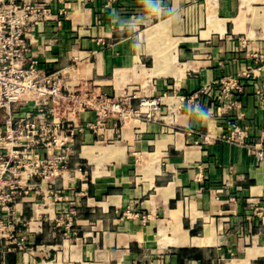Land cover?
Here are the masks:
<instances>
[{
	"label": "crops",
	"instance_id": "1",
	"mask_svg": "<svg viewBox=\"0 0 264 264\" xmlns=\"http://www.w3.org/2000/svg\"><path fill=\"white\" fill-rule=\"evenodd\" d=\"M160 4L152 13L141 0H51L52 17L28 34L27 59L64 89L134 106L157 96L162 109L148 122L56 109L68 126L91 125L41 149L66 155L59 174L13 179L0 264H264V62L254 57L264 53V0ZM228 78L242 91L225 96ZM230 123L234 142L222 139Z\"/></svg>",
	"mask_w": 264,
	"mask_h": 264
},
{
	"label": "built area",
	"instance_id": "2",
	"mask_svg": "<svg viewBox=\"0 0 264 264\" xmlns=\"http://www.w3.org/2000/svg\"><path fill=\"white\" fill-rule=\"evenodd\" d=\"M117 0H108L109 3ZM51 0L31 2L27 0H0V208L11 211L15 197L13 179L26 176L28 179H50L60 173L66 164V155L55 153L52 158L43 157L41 149L48 152L87 126H68L67 121L55 115L62 108L69 114L81 110H95L104 121L110 117L120 120L135 118L153 121L160 115L162 101L157 96H141L137 106L127 98L115 99L95 94L86 89L71 91L62 87L54 73L41 65L38 58L27 59L28 34L33 27L52 17ZM68 17V9L60 8L57 15L58 27ZM256 64L261 67L264 53L254 54ZM224 95L242 91L235 79L228 78ZM261 94L259 87H255ZM32 103L33 108L24 116H16V108ZM237 108L241 103L233 102ZM231 132L222 136L228 142L237 140L235 124L230 123ZM259 160L264 158L258 154ZM12 189L7 192L5 188ZM264 212H260L264 221ZM2 224V221H0ZM17 244L23 247V240Z\"/></svg>",
	"mask_w": 264,
	"mask_h": 264
},
{
	"label": "clouds",
	"instance_id": "3",
	"mask_svg": "<svg viewBox=\"0 0 264 264\" xmlns=\"http://www.w3.org/2000/svg\"><path fill=\"white\" fill-rule=\"evenodd\" d=\"M142 3V7H144L147 11L152 12V13H156L159 12L161 10V4H160V0H141ZM179 11V9L177 10ZM167 12L169 14H172V9H167ZM142 43L141 42H136L135 47H141ZM200 116L204 119H207L210 117V113L207 112L204 109L200 108V112H199Z\"/></svg>",
	"mask_w": 264,
	"mask_h": 264
}]
</instances>
